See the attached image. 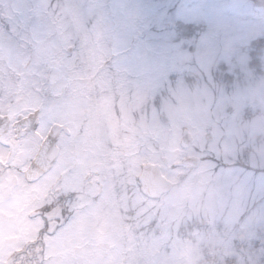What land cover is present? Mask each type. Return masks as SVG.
<instances>
[{"label":"clouds","instance_id":"clouds-1","mask_svg":"<svg viewBox=\"0 0 264 264\" xmlns=\"http://www.w3.org/2000/svg\"><path fill=\"white\" fill-rule=\"evenodd\" d=\"M196 7L197 18L207 22L204 39L214 41V48L185 54L181 62L193 66L188 90L167 94L151 119L138 114L137 120L139 127L146 123L152 126L160 138L162 155L178 166L195 165L192 179L186 183V176L179 178L173 192L175 203L158 210L154 207L158 200L166 205L171 202L153 195L144 184V177L153 169L142 167L141 156L134 151L141 141L130 137L114 148L119 159L113 166L122 173L115 181L114 202L129 218L128 227L133 231L139 230V224L157 239L166 233L163 246L153 249L156 264L162 257L169 258V264H264V60L252 64L247 57L252 44L264 42V0H201ZM144 8L141 3L113 8L111 15L98 14L88 29L98 43L93 55L80 56L79 64L84 68L83 87L97 100L125 104L130 99L113 56L124 33L141 19ZM57 16L61 17L62 12L58 11ZM25 40L31 43L29 34ZM0 47L5 50L6 63L7 52L15 45L4 41ZM37 50L33 46L28 54L35 55ZM79 86L68 83L56 85L53 90L63 104L58 119L77 137L72 141L69 161H78L84 155L81 146L95 130L99 117L95 105L87 110L80 106L76 94ZM192 100L199 113L195 122L179 118L160 123L164 118L161 113L192 111ZM11 102L22 108L26 100L24 96H13ZM74 106H78L75 113ZM228 108L230 114L225 112ZM77 129H83L78 136ZM147 147L155 149L157 145L149 141ZM52 154L50 151L49 156ZM213 155L228 161L226 170L246 164L259 179L251 187L242 185L239 178L225 183L223 174L204 163ZM0 178L7 181V174ZM88 184L91 180L85 182ZM197 192L202 194L199 199ZM86 193V187L77 193L66 217L75 214ZM209 204H215L218 212L211 231L203 214ZM8 264H34L29 245L13 251Z\"/></svg>","mask_w":264,"mask_h":264},{"label":"snow or ice","instance_id":"snow-or-ice-1","mask_svg":"<svg viewBox=\"0 0 264 264\" xmlns=\"http://www.w3.org/2000/svg\"><path fill=\"white\" fill-rule=\"evenodd\" d=\"M65 10L62 0H0V44L9 41L15 45L7 52L6 63L5 50L0 47V177L7 174V181L0 178V208L7 213L23 211L32 235L30 258L36 264H52L50 242L68 223L65 212L73 206L77 193L85 187L92 193L101 186L107 194H115V185H101L99 180L85 185L88 173L81 162L69 161L72 141L77 137L58 119L63 104L53 91L57 80L68 84V74L58 68L56 80L41 75L49 55L46 43L52 24L58 11ZM26 34L31 43L25 40ZM259 45L264 47V42ZM33 46L38 50L29 55ZM13 96H24L25 105L14 106ZM143 103L142 98L131 97V107L139 108ZM77 109L74 106L73 112ZM126 111L122 105L121 114L126 115ZM81 131L77 129V136ZM89 135L106 138L99 126ZM134 151L143 164L151 161L150 154L141 152L139 146ZM120 175L117 168L110 169L111 180ZM0 264H8L6 256L0 255Z\"/></svg>","mask_w":264,"mask_h":264},{"label":"rangeland","instance_id":"rangeland-1","mask_svg":"<svg viewBox=\"0 0 264 264\" xmlns=\"http://www.w3.org/2000/svg\"><path fill=\"white\" fill-rule=\"evenodd\" d=\"M62 2L66 5V10L52 24V34L46 43L49 55L41 69V75L48 80H56L57 69L61 68L70 78L68 83L76 84L80 71L75 73L72 68L82 67L79 64L80 56L85 53L93 55L98 43L88 31L97 15H111L113 8L131 6L134 3H141L145 6L141 19L133 29L124 33L113 56L120 73H127L123 77L125 78L124 82L129 83L125 87H129L127 92L130 96L127 103L119 104L127 109L126 115L121 114L120 107L114 118L118 120L119 117L129 127L131 124L137 123L139 119L137 115H141L142 110L144 114L148 113L147 116L151 119L160 110L162 98L167 94L188 90L193 66L181 62L185 54L193 50L199 52L206 47L214 48L215 46L214 41L204 39L207 22L197 18L199 9L196 6L201 3V0H62ZM86 16V22L81 24L80 21L84 20ZM250 52L251 55H249ZM247 57L252 64H259L261 60H264V47H261L259 42L252 44L247 52ZM82 69L84 70L83 67ZM56 85H62V83L57 80ZM131 97L142 98L143 105L139 108L131 107ZM191 103L192 111L190 112H181L176 115L167 112L161 113L164 118L160 123L179 118L195 122L199 118V113L196 110L195 100H192ZM225 112L230 114L231 109H225ZM135 129L138 130L137 126ZM139 130V132L134 131L131 136L114 138V145L119 147L126 142L127 138L144 135L146 146L149 141L157 145L155 149L147 147V151L142 150L150 154L151 161L149 163H159L162 174L174 184H177L179 178L185 176L188 178L185 182H190L194 167L178 166L176 162L162 155L163 149L158 146L160 138L155 135L150 124L146 123L143 127H139ZM192 136L195 139L194 131ZM204 163L210 170L223 174L221 179L225 183L233 178H239L242 185L251 187L259 179L246 164L226 170L225 165L228 161L221 160L215 155ZM173 192L170 197H166L167 201L175 198ZM201 195L200 192H197V199L201 198ZM154 207L157 208V206ZM204 210L210 213L207 217L211 222H214L218 215L217 206L209 204ZM24 227H26L25 222H23ZM213 227V224L209 226V231ZM75 246L74 243L66 245L64 242L58 241L57 238L51 241L50 247L54 251L52 264H83V258L91 261L84 264H123L122 256L129 251L123 247H120L118 253L115 249L113 251L109 249V253L112 255L110 258L107 247L103 244L102 247H99V249H104L101 252H98L99 250L92 251L93 249L91 251L75 250L73 249ZM15 247L12 246L5 250L7 253H12ZM91 254L92 257H90ZM133 254V262L124 264H152L151 262H153L148 256L143 257L142 260L137 259V254L141 256L145 254L143 249H136ZM34 264H36L35 260Z\"/></svg>","mask_w":264,"mask_h":264},{"label":"flooded vegetation","instance_id":"flooded-vegetation-1","mask_svg":"<svg viewBox=\"0 0 264 264\" xmlns=\"http://www.w3.org/2000/svg\"><path fill=\"white\" fill-rule=\"evenodd\" d=\"M72 69L75 73L78 70L80 71V75L77 76V84L80 86L76 88L77 96L81 99L80 106L87 110L95 105L96 111L99 113L95 128L98 126L102 127L106 133V138H96L94 135L87 136L81 146V151L84 155L78 161L81 162L88 173V180H91V184L99 180L101 185H115L116 180L110 179V169L115 168L113 165L118 160V154L114 151V148L118 146L114 145V138L117 139L118 136H122V133L131 136L134 131H140L139 126H137V123L131 124L130 128L119 117L116 120L114 115L119 112V108L122 105H119L115 100H97L92 92L83 87L82 75L84 70L82 67H74ZM125 74L127 73H120V81L123 87L129 84L124 82L125 78L123 75L125 76ZM128 88L125 87L126 90ZM140 113L143 115L144 111L142 110ZM137 116L139 117V115ZM136 126L138 130L135 129ZM137 138L141 141L139 148L147 151L146 141L143 139L144 135ZM113 154H116L117 158L114 159ZM175 185L171 182L170 189L159 196L170 197ZM175 199L169 200L171 203L167 205L164 200H158L154 206H157L158 210L164 209L166 206L171 207L175 203ZM203 214L207 217L210 213L204 210ZM207 218L209 220L207 227L214 225V222H211L209 217ZM128 219L127 216L123 215V209L115 204L114 195L107 194L103 187L98 186L95 192H87L80 199L75 214L65 224L57 240L64 242L66 245L74 243L76 246L73 249L84 251L93 249L92 251L99 250L98 252H101L104 249H99V247H102L103 244L107 247V253L110 254V258H112V255L109 253V249L112 251L115 249L118 253L120 247H123L129 250L128 253L122 256L123 264L133 262L134 251L143 249L145 254L143 256L137 254V259L142 260L143 257L148 256L153 261L151 263L156 264L152 255L153 249L163 246V241L167 239L166 233L157 239L145 232L139 224L137 225L139 230L133 231L128 227ZM150 219L149 217L148 220ZM23 222L26 223L23 211L7 213L0 208V255L6 256L7 259L12 253H7L5 249L16 246L13 251L19 250L21 245H30L32 241L31 229L27 224L24 229ZM147 222L142 221L141 223L146 224ZM24 230L26 231L25 233ZM90 257H92V254ZM85 262L91 261L83 258L82 263L84 264ZM159 264H169V258L162 257Z\"/></svg>","mask_w":264,"mask_h":264},{"label":"water","instance_id":"water-1","mask_svg":"<svg viewBox=\"0 0 264 264\" xmlns=\"http://www.w3.org/2000/svg\"><path fill=\"white\" fill-rule=\"evenodd\" d=\"M191 158V157H189ZM166 161V159H165ZM144 167L153 169V172L144 177V183L151 188L152 194L159 196L168 191L171 187V182L168 181L160 172L158 164H145ZM183 167H195L194 164H184Z\"/></svg>","mask_w":264,"mask_h":264},{"label":"trees","instance_id":"trees-1","mask_svg":"<svg viewBox=\"0 0 264 264\" xmlns=\"http://www.w3.org/2000/svg\"><path fill=\"white\" fill-rule=\"evenodd\" d=\"M171 28V27H170Z\"/></svg>","mask_w":264,"mask_h":264}]
</instances>
